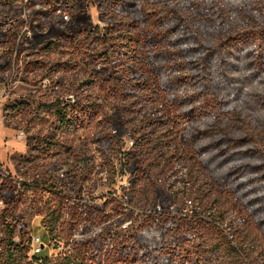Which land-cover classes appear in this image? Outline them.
<instances>
[{
	"label": "rangeland",
	"instance_id": "obj_1",
	"mask_svg": "<svg viewBox=\"0 0 264 264\" xmlns=\"http://www.w3.org/2000/svg\"><path fill=\"white\" fill-rule=\"evenodd\" d=\"M119 1L0 0V77L7 89L2 105L12 123L0 126V219L10 216L20 223L19 243L24 236L29 241L41 237L48 247L42 257L67 255L72 241L64 240L62 230L50 236L41 216L32 219L24 194L25 184L50 177L59 192L53 200L63 201L65 213L105 219L102 228L117 237L131 234L150 215L206 217L210 208H219L229 237L243 233L261 249L264 261V204L250 199L264 196V182L258 180L259 186L244 194L223 178L224 171L214 170L215 164L208 168L204 163L211 156L197 154L208 140L194 139L197 129L175 117L183 107L179 103L188 102L207 110V125L229 133L243 126L264 136V0H132L146 78L117 98L106 92L122 80L115 60L107 65L91 53L98 39L107 42L100 55L112 54L113 28L124 15ZM175 15L196 36L199 51L214 54L205 76L189 91L181 90L176 77V106L163 86L169 79H159L149 68L154 55L169 51L160 36ZM59 38L57 49L47 47ZM52 64L61 70L45 78ZM221 71L226 77H220ZM81 101L97 105V114L66 124ZM59 108L66 109V123L56 117ZM107 127L121 148L114 160L123 172L114 184L103 172L99 146ZM78 157L89 158L94 167L88 182L74 165ZM31 259L27 254L26 260ZM221 261L219 254L206 256L207 264ZM192 264H199L197 257Z\"/></svg>",
	"mask_w": 264,
	"mask_h": 264
},
{
	"label": "trees",
	"instance_id": "obj_2",
	"mask_svg": "<svg viewBox=\"0 0 264 264\" xmlns=\"http://www.w3.org/2000/svg\"><path fill=\"white\" fill-rule=\"evenodd\" d=\"M119 2L124 15L113 28V35L110 38V41H114L112 54L100 55L99 48L106 47L107 42L100 44L97 43L98 39L92 41L97 48L91 53L92 57L99 58L107 65L115 60L122 73V80L111 89H106V92L108 97L117 98L124 97L122 91L138 85L137 82L143 84L146 78L143 56L136 37L137 17L133 10L134 3L132 0ZM180 22L176 19V15L170 20L169 28L160 36L169 51L154 55L149 65L159 79L165 77L169 79L166 86L165 83L163 86L167 94L171 95L174 106H176V94L172 95V93L176 92V77L178 85H183L181 90L189 91L205 76L214 58L212 51H203V53L199 51V47L194 45L199 44L198 39ZM60 39L50 42L47 47L55 46L57 49ZM221 62L223 63V60ZM60 70L58 65L52 64L46 69L44 77L49 78ZM223 71L220 72L221 78L226 77ZM260 80L264 83V77ZM184 100L195 101L190 97H184ZM186 103H179L183 107L175 112V117L190 129H197V131L193 130L194 139L203 137L202 139L208 140L209 143L198 148L197 152L201 157L211 156L204 164L211 170L215 164L214 170L224 171L223 178L228 182L236 183L244 194L256 189L259 186L258 180L264 182V136L253 135L250 128L243 126L238 127V132L229 133L219 126L207 125L205 123L208 118L207 110L203 106ZM97 109V105L81 101L72 109V119L68 123H66V109L59 108L56 117L62 123L70 125L73 121L90 120L97 114ZM201 126L203 130L200 131L198 127ZM165 135L166 133H162L158 138L162 139ZM151 142L153 143L154 140ZM99 146L103 159V172L106 173L107 182L114 184L123 170L119 172L115 164L114 159L121 153V148L109 127L103 129ZM245 146L251 148L246 149ZM245 160H251L254 164L245 165L243 164ZM74 165L81 171L84 181L88 182L94 170L91 160L78 157ZM191 179L189 177V181ZM24 189L31 218L41 216L42 227L50 236L62 230L65 234L64 240L72 241V250L67 255L56 257L31 255L33 259L27 261L26 255L31 254L30 241L24 236L19 243L17 231L20 229V223L13 217L2 216L0 229L3 239L0 242V264H192L193 256L197 257L199 264H207L206 256L213 254H219L223 264L243 263L244 260L264 264V261H261L263 257L261 249L244 237L243 233L238 232L229 237L224 230L225 215L219 208H210V213L206 217H199L195 213L193 217L172 213L150 215L147 221L131 234L117 237L102 228L105 219L93 218L85 214L78 219L75 213H65L66 207L63 201L53 200L54 197L58 198L59 192L56 183L50 177L38 185L27 183ZM250 199L254 202L257 199L259 200L257 204H264V196L259 193Z\"/></svg>",
	"mask_w": 264,
	"mask_h": 264
},
{
	"label": "crops",
	"instance_id": "obj_3",
	"mask_svg": "<svg viewBox=\"0 0 264 264\" xmlns=\"http://www.w3.org/2000/svg\"><path fill=\"white\" fill-rule=\"evenodd\" d=\"M0 34H2V32H0ZM2 56V48H0V58ZM6 87H5V83L2 77H0V126L2 125H11V121H9L8 119H6V115L5 111L6 109L4 108V98H5V93H6ZM4 106H3V105Z\"/></svg>",
	"mask_w": 264,
	"mask_h": 264
},
{
	"label": "built area",
	"instance_id": "obj_4",
	"mask_svg": "<svg viewBox=\"0 0 264 264\" xmlns=\"http://www.w3.org/2000/svg\"><path fill=\"white\" fill-rule=\"evenodd\" d=\"M67 20V17H64ZM30 245H31V255L33 257H42L41 254L44 249L48 248L46 244L43 243L42 238L39 236H32L30 238ZM49 257V256H48Z\"/></svg>",
	"mask_w": 264,
	"mask_h": 264
},
{
	"label": "flooded vegetation",
	"instance_id": "obj_5",
	"mask_svg": "<svg viewBox=\"0 0 264 264\" xmlns=\"http://www.w3.org/2000/svg\"><path fill=\"white\" fill-rule=\"evenodd\" d=\"M48 68H49V66H48Z\"/></svg>",
	"mask_w": 264,
	"mask_h": 264
}]
</instances>
